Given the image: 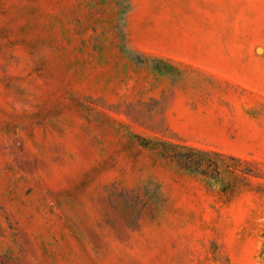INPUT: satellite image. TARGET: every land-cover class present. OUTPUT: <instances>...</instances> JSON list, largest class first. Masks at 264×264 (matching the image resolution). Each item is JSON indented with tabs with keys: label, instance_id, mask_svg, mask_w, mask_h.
Returning <instances> with one entry per match:
<instances>
[{
	"label": "rangeland",
	"instance_id": "374dc122",
	"mask_svg": "<svg viewBox=\"0 0 264 264\" xmlns=\"http://www.w3.org/2000/svg\"><path fill=\"white\" fill-rule=\"evenodd\" d=\"M0 264H264V0H0Z\"/></svg>",
	"mask_w": 264,
	"mask_h": 264
},
{
	"label": "trees",
	"instance_id": "16d2710c",
	"mask_svg": "<svg viewBox=\"0 0 264 264\" xmlns=\"http://www.w3.org/2000/svg\"><path fill=\"white\" fill-rule=\"evenodd\" d=\"M195 150V149H193ZM206 154H214L215 156H220V154H217V153H211V152H205Z\"/></svg>",
	"mask_w": 264,
	"mask_h": 264
}]
</instances>
